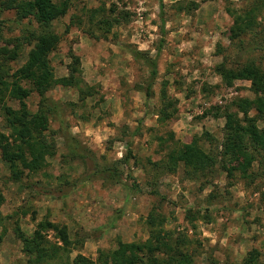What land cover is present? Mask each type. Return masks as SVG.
Instances as JSON below:
<instances>
[{
  "label": "rangeland",
  "instance_id": "1",
  "mask_svg": "<svg viewBox=\"0 0 264 264\" xmlns=\"http://www.w3.org/2000/svg\"><path fill=\"white\" fill-rule=\"evenodd\" d=\"M185 1L69 0L66 14L52 23L59 35L49 56L54 77L68 75L71 51L80 59L77 84H57L43 95L53 109L45 133L56 143L44 167L13 180L0 156V264H70L77 254L96 259L99 250L116 248L118 240L142 242L157 229L179 246L174 249L190 255V264H240L251 249L259 250L264 263V162L256 159L245 172H228L235 162L221 155L225 119L214 114L216 107L254 96L249 80L226 85L215 65L251 60L264 69V49L244 52L230 40L234 19L225 11L226 0H193L197 9L177 11ZM244 3L229 4L240 9ZM259 20L264 26V10ZM37 29L34 20L18 21L13 9L0 10V46L18 42L19 56L9 62L13 70L33 45L24 35ZM154 57L157 74L147 96ZM162 91L177 109L166 122L158 118ZM81 92L88 94L85 99ZM41 101L36 91L26 99L32 112ZM4 102L19 107L16 100ZM1 104L0 132L8 134ZM64 135L83 155L69 153ZM194 137L217 158L213 168L194 177L182 163L169 171L167 153ZM127 149L130 161L120 162ZM42 219L65 224L74 245L51 258L29 257L15 228L30 237ZM52 233L46 232L47 238L57 241Z\"/></svg>",
  "mask_w": 264,
  "mask_h": 264
},
{
  "label": "trees",
  "instance_id": "2",
  "mask_svg": "<svg viewBox=\"0 0 264 264\" xmlns=\"http://www.w3.org/2000/svg\"><path fill=\"white\" fill-rule=\"evenodd\" d=\"M225 11L234 19L230 27V40H237V48L244 52L250 48L264 49V26L259 20V15L264 10V0H245L240 9L232 8L230 0ZM69 0H0V10L13 9L17 20H34L38 29L24 35V40L32 47L27 53L26 61L18 68L12 69L9 62L18 58V42L13 48L0 46V103L1 115L4 127L8 134L0 132V156L8 164L13 180H20L24 173H34L46 165L47 157H52L56 151V143L46 135L48 129V112H52V106H46L43 101L44 93L54 85L74 86L77 84L80 59L73 52H69L70 62L67 65L68 75L55 78L49 56L55 51L59 42V35L52 30V23L63 17L69 9ZM163 2H159L163 8ZM198 3L187 0L176 7L177 11L190 12L197 9ZM162 28L164 19L160 16ZM25 30L28 27L25 26ZM249 36L244 41L243 37ZM160 48V47H159ZM131 55L139 59L140 52L133 50ZM151 80L146 88V95H151L153 79L156 77V58L149 60ZM215 71L220 75L226 85H231L234 80H249L253 98H238L223 109L216 107L215 116H222L224 123V140L221 155L227 162L233 163L226 168L245 172L256 159L264 162V69L254 61L237 64L228 67L224 61L215 65ZM32 91L42 96V101L35 112L30 111L26 99ZM87 92V91H86ZM85 92V93H86ZM82 93V92H81ZM88 93V92H87ZM88 94H83L80 99H85ZM162 105L158 110V118L166 122L173 118L177 109L175 101L170 99L165 91H162ZM16 100L18 108L7 105L5 99ZM252 112V113H251ZM209 112H204V115ZM209 137L207 133L204 134ZM173 137V134H170ZM66 143L72 156L83 155L79 145L68 136ZM254 151V152H252ZM256 155L259 157L256 158ZM131 152L127 149L120 162L130 161ZM217 158L204 150L199 143V137H194L190 142L182 144L179 148L170 150L166 155V168L174 171L182 163L190 177L204 174L213 168ZM112 175L116 172L113 171ZM117 175V174H116ZM4 202V196L0 191V205ZM150 225L156 224V218L151 212L148 216ZM162 224H160L161 226ZM24 243L25 251L29 257L51 258L58 250L68 251L73 245L67 226L57 222L42 219L37 222L32 236L25 235L19 227L15 228ZM60 242L50 241L46 232ZM163 231V232H162ZM167 233L164 230H154L147 240L142 242H122L118 240L116 248L112 250H99L96 259L77 254L70 264H190L191 257L184 251H177V245L170 244ZM179 245L183 240H179ZM50 250V254L48 253ZM173 250H176L173 252ZM166 253V258L161 253ZM172 251V252H171ZM170 252V253H168ZM53 253V254H51ZM240 264H264L260 260V252L251 249Z\"/></svg>",
  "mask_w": 264,
  "mask_h": 264
}]
</instances>
